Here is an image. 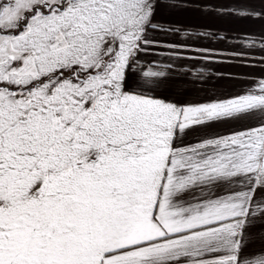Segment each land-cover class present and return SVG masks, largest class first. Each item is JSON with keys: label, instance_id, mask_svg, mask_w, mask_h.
I'll return each instance as SVG.
<instances>
[{"label": "snow or ice", "instance_id": "1", "mask_svg": "<svg viewBox=\"0 0 264 264\" xmlns=\"http://www.w3.org/2000/svg\"><path fill=\"white\" fill-rule=\"evenodd\" d=\"M240 21L264 0H0V264H264V30ZM158 32L227 45L196 54L256 88L143 71Z\"/></svg>", "mask_w": 264, "mask_h": 264}, {"label": "crops", "instance_id": "2", "mask_svg": "<svg viewBox=\"0 0 264 264\" xmlns=\"http://www.w3.org/2000/svg\"><path fill=\"white\" fill-rule=\"evenodd\" d=\"M184 24L196 22L193 14H177L169 17ZM233 29L232 36L249 34V39H255L259 42V33L264 30V25L256 21H240L231 25H225ZM186 37L181 34L158 32L155 34L151 46L141 59L140 64L143 71L151 69L152 71H163L168 73L173 79L194 85L195 88L227 90L230 92H239L241 88H256L251 80H259V76L254 74L252 68L236 67L232 61L209 62L198 56L197 50L204 48H215L222 54L227 55L229 49L227 45H222L217 41H197L191 43L190 47L182 45L181 40ZM235 43V41H232ZM259 59V53L256 54ZM238 76L239 80L221 79V77ZM230 125H221L215 131L220 134H226ZM261 226H257L254 231H259ZM264 247V241L257 239L253 245L254 250ZM257 255L260 253L257 251Z\"/></svg>", "mask_w": 264, "mask_h": 264}]
</instances>
